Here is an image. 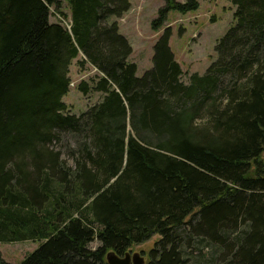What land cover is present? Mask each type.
<instances>
[{
	"label": "trees",
	"instance_id": "16d2710c",
	"mask_svg": "<svg viewBox=\"0 0 264 264\" xmlns=\"http://www.w3.org/2000/svg\"><path fill=\"white\" fill-rule=\"evenodd\" d=\"M232 1L216 59L184 81L166 22L198 0H164L142 76L130 0H0V242H39L18 264H108L154 235L145 264H264V0ZM75 58L96 69L77 89L102 92L79 114Z\"/></svg>",
	"mask_w": 264,
	"mask_h": 264
},
{
	"label": "rangeland",
	"instance_id": "374dc122",
	"mask_svg": "<svg viewBox=\"0 0 264 264\" xmlns=\"http://www.w3.org/2000/svg\"><path fill=\"white\" fill-rule=\"evenodd\" d=\"M185 1V0H179ZM200 6L197 10L185 14L171 10L166 25L172 28L170 45L178 61L185 71L184 81L192 72L204 73L209 65L216 59L215 47L218 40L235 22L234 12L236 6L232 0H198ZM164 0H132L130 11L118 18L121 32L125 34L133 46L131 59L137 63V75L142 76L146 70L153 66L154 44L163 33V28H152V20L157 16L158 9ZM64 10V8H63ZM65 10H68L65 8ZM58 22L61 19L55 16ZM51 17L52 21H57ZM69 20V19H68ZM71 64L70 91L64 96L70 111L81 113L90 105L96 103L102 92L91 91L83 94L77 89L82 79H87L95 72L90 65L79 67L78 63ZM74 135L67 133L61 141L55 142V148L62 151V155L70 164L74 163L71 149L75 145ZM159 235H154L145 243L133 246L130 252L145 251L143 256L147 260V252L153 246ZM39 245L38 241L26 240L15 242H0V255L8 262L18 264L29 252ZM98 242H93L95 247Z\"/></svg>",
	"mask_w": 264,
	"mask_h": 264
},
{
	"label": "water",
	"instance_id": "95a60500",
	"mask_svg": "<svg viewBox=\"0 0 264 264\" xmlns=\"http://www.w3.org/2000/svg\"><path fill=\"white\" fill-rule=\"evenodd\" d=\"M108 264H145L146 260L140 252L127 251L123 256L117 255L115 252L107 253Z\"/></svg>",
	"mask_w": 264,
	"mask_h": 264
},
{
	"label": "built area",
	"instance_id": "2783aa9c",
	"mask_svg": "<svg viewBox=\"0 0 264 264\" xmlns=\"http://www.w3.org/2000/svg\"><path fill=\"white\" fill-rule=\"evenodd\" d=\"M56 16L61 18V22L64 25H66L67 27L71 28V22H70V20H68V18L63 17V16L59 15L58 13H56Z\"/></svg>",
	"mask_w": 264,
	"mask_h": 264
},
{
	"label": "crops",
	"instance_id": "0c3cea01",
	"mask_svg": "<svg viewBox=\"0 0 264 264\" xmlns=\"http://www.w3.org/2000/svg\"><path fill=\"white\" fill-rule=\"evenodd\" d=\"M130 1L132 2V0H130ZM65 8H67V7L65 6V7H64V10H65ZM67 9H68V8H67ZM65 11L69 13V10H65ZM129 11H130V10H129ZM127 12H128V11H127ZM51 17L54 18L53 15H51ZM111 19H114V18H111ZM122 33H123V32H122ZM76 61H77V59L75 58V59L73 60V62L76 63ZM75 63H74V64H75ZM70 68H71V67H70Z\"/></svg>",
	"mask_w": 264,
	"mask_h": 264
},
{
	"label": "bare ground",
	"instance_id": "6f19581e",
	"mask_svg": "<svg viewBox=\"0 0 264 264\" xmlns=\"http://www.w3.org/2000/svg\"><path fill=\"white\" fill-rule=\"evenodd\" d=\"M58 17V16H57ZM55 18V17H54ZM58 18H60V17H58ZM56 19V18H55ZM61 19V18H60ZM57 21H58V19H56ZM60 22V21H59ZM60 23H62V22H60ZM63 24V23H62Z\"/></svg>",
	"mask_w": 264,
	"mask_h": 264
}]
</instances>
